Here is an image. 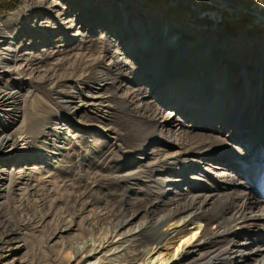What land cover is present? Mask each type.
<instances>
[{
    "label": "rangeland",
    "instance_id": "374dc122",
    "mask_svg": "<svg viewBox=\"0 0 264 264\" xmlns=\"http://www.w3.org/2000/svg\"><path fill=\"white\" fill-rule=\"evenodd\" d=\"M262 17L264 0H19L12 12L0 14V34L37 43L26 49L23 42L18 53L43 51L49 63L59 62V72L73 54L89 65L72 62L73 81L61 87L82 96L69 100L73 118L59 124L62 150L74 146L79 155L85 143L90 152L92 204L65 214L71 230L60 239L50 236L41 250L59 254L65 264H97L103 254L118 264L146 249L134 264H159L160 258L171 264L172 256L179 264H204L219 252L215 264H264L259 256L247 261L257 250L264 254ZM69 20L75 27H66ZM138 20L151 22L152 33H141ZM160 45L175 51L172 59L157 50ZM64 57L70 61L60 62ZM108 69L118 78L95 82ZM45 159L58 158L40 157L27 172L36 165L52 170ZM64 206L11 236V245L0 244V256H7L1 264H45L36 240ZM152 225L158 237L145 229ZM196 225L202 235L176 251L178 237ZM111 230L117 233L113 245L85 263L84 254L72 258L76 248L97 246ZM157 251L162 255L153 261Z\"/></svg>",
    "mask_w": 264,
    "mask_h": 264
},
{
    "label": "bare ground",
    "instance_id": "6f19581e",
    "mask_svg": "<svg viewBox=\"0 0 264 264\" xmlns=\"http://www.w3.org/2000/svg\"><path fill=\"white\" fill-rule=\"evenodd\" d=\"M139 17L143 18V16H138L137 19ZM73 19L78 20L77 18ZM261 20L264 21V17ZM64 24L70 29L75 27L74 22L71 20ZM140 25L141 33H152V29H154L151 22L146 20L141 21ZM118 31L122 30L119 29ZM14 36L0 34V244L11 245L13 243L11 236L19 235L22 230H26L50 216L57 204H64L63 212L54 213V217L44 230L42 238L37 239L36 242L39 247V255L45 260V264H65L64 257L59 256V254L51 255L49 253L50 249L43 248L44 250H41V248L44 247V243L50 236L55 238L62 232L71 230L72 218L66 219L64 215L72 213L74 206L80 205L81 208H84L92 204L90 180L93 178V172L89 168L91 166L90 152L85 143H83L85 149L79 155L76 154L74 146L68 147L67 151L62 150L60 142L63 130L59 124V122L69 123L73 118L75 108L72 106L73 102L69 100L80 99L82 96L80 90L72 91L69 86L66 88L61 87V84L66 85L73 81L71 72L74 64L72 62L80 61L82 66L85 65V67L89 65L86 64L87 60L85 61L83 55L73 54L71 64L62 67L59 72L54 68L59 62H56V64L49 63L50 56L44 54L43 51L34 54L28 52L18 53V50L15 49L24 48L23 42H25L26 49L30 46L35 47L37 43L26 40L17 43L14 41ZM49 43L42 45H49ZM161 46L163 45L158 46L157 50L167 53L168 50L161 49ZM118 48L121 49L120 46ZM173 52L175 53V51H168L170 59H172ZM59 61L70 60L64 57ZM122 64L124 63L122 62ZM120 65L121 63L117 65L115 63L114 68H118ZM172 65L173 63L170 64V67ZM168 67V65H165V68ZM171 68L178 70V65ZM170 74L167 73L165 78ZM117 78L116 71L108 69L97 74L95 82L104 85L107 83L112 84ZM84 80L85 78L82 77L80 82ZM187 91L190 92L191 89H187ZM82 105L80 104V107ZM173 127L171 126L165 132L166 137H171ZM51 156L58 158L56 161L45 159L54 164L52 170L45 172L42 170L43 168L38 169L39 166L36 165L31 168L32 175L31 171L30 173L27 172L29 170L28 165L35 161L39 162L37 161L38 158L44 159ZM16 162H18L17 166L7 168V163L15 165ZM48 162L41 163L48 166L50 164ZM20 166L24 167L19 170ZM43 174L45 178L41 177ZM81 198H84L82 202H80ZM192 206V204H189L184 207L180 206V208L184 210L190 209ZM127 214H129V211L123 216L126 217ZM121 225L122 223L119 222L117 227ZM183 228H185V224H183ZM145 229L150 230L152 237H158L154 234L157 226L152 225ZM180 231H183V229ZM114 233L111 230L104 237L95 240L98 245H92L91 249L76 248L72 258L76 260L77 257L84 254V256H80V262L85 263L86 259L100 254L105 248L113 245L111 239L117 236V233L115 235ZM202 233L203 230L198 225L189 229L186 234L178 237L177 242L179 245L176 251L185 247L186 244L189 245L196 236L202 235ZM127 235V233H122V239L126 238ZM165 236L167 237V235ZM157 239H160V237ZM151 241L152 239L148 241V244ZM25 248L26 243L24 242L15 253H20ZM224 252H221V254L226 256L228 253L224 255ZM148 253V249L142 250L137 254H133L135 257L117 263L134 264L141 259L139 257L141 254L146 256ZM161 253V251H157L155 253L157 256L153 261H157L162 255ZM219 255L220 252L211 256L209 261L204 264H215ZM257 256L260 257L259 263H264V254L260 250H257L247 261H254V257ZM6 257L1 254L0 264L5 261ZM167 260L160 258L157 263L164 264ZM111 262H113L112 259L103 254L98 259L97 264H112ZM170 262L171 264H179V260H175L173 256L170 258Z\"/></svg>",
    "mask_w": 264,
    "mask_h": 264
},
{
    "label": "trees",
    "instance_id": "16d2710c",
    "mask_svg": "<svg viewBox=\"0 0 264 264\" xmlns=\"http://www.w3.org/2000/svg\"><path fill=\"white\" fill-rule=\"evenodd\" d=\"M4 1L5 0H0V14H6L9 12H12L17 7V5H19V0H11L12 2L7 3V4ZM208 10H210V12H211V9H208ZM239 18H241L240 15H239ZM242 20H244V19H242ZM223 21H224V23L225 22L229 23V21H225V20H223Z\"/></svg>",
    "mask_w": 264,
    "mask_h": 264
}]
</instances>
